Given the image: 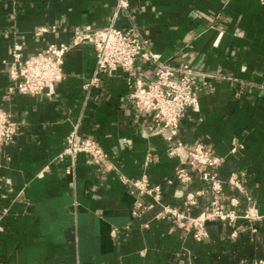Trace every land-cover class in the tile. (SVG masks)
Returning a JSON list of instances; mask_svg holds the SVG:
<instances>
[{"label":"crops","instance_id":"1","mask_svg":"<svg viewBox=\"0 0 264 264\" xmlns=\"http://www.w3.org/2000/svg\"><path fill=\"white\" fill-rule=\"evenodd\" d=\"M111 24L135 26L162 59L212 74L196 79L199 108L184 112L172 141L129 97L137 78H152L144 60L85 89L96 66L89 41L66 54L51 97L9 93L14 42L37 54ZM44 26L55 31L37 36ZM0 106L18 122L0 149V264H264V0H130L118 13L117 0H0ZM74 128L107 157H62ZM235 140L244 148L232 153ZM179 142L182 153L171 154ZM198 142L221 162L191 169L189 189L203 190L192 213L210 204L203 176L214 171L225 209L239 215L210 220L203 241L159 218L161 205L130 183L146 175L163 203L180 204L188 187L177 172ZM234 172L244 173L238 185ZM137 201L148 209L134 215Z\"/></svg>","mask_w":264,"mask_h":264},{"label":"built area","instance_id":"2","mask_svg":"<svg viewBox=\"0 0 264 264\" xmlns=\"http://www.w3.org/2000/svg\"><path fill=\"white\" fill-rule=\"evenodd\" d=\"M130 0H117V13L129 7ZM55 31V27L44 26L35 31L37 36ZM91 42L96 55V66L90 80L84 85L85 89L98 86L101 74H112L117 69L132 72L139 59L148 63L152 70V78L145 82L136 79V87L129 97L140 112L149 113L154 120L156 129L165 132L168 140L172 141L178 134L180 121L188 108H199L198 88L195 84L199 77L212 76L193 68L187 61L173 62L164 60L150 47L149 39L135 26L120 28L111 24L104 29L92 32L75 31L70 43H50L45 52L37 54L26 53L21 42L16 41L9 49V93L46 95L51 97L59 82L64 79L63 65L66 54L84 42ZM18 134V122L9 110L0 106V149L5 142H13ZM244 148L242 143L233 142L231 152L235 153ZM188 166H181L177 179L186 187V194L180 204H165L162 202L160 185H151L146 175L130 183L143 196L152 197L161 205L158 217L162 219H177L183 222L197 241H203L209 236L207 224L210 220L220 219L233 223L239 215L235 211L225 209L222 201L223 185L216 172L205 174L204 179L211 184L212 199L198 214H193L203 190L189 189L193 181L191 169L210 167L216 168L221 158L213 155L203 142H198L186 148ZM85 153L94 160L107 157L103 146L94 138L83 137L77 128L67 136V144L61 155L75 159ZM182 143L171 150V154L180 155ZM243 172H234L231 183L238 185ZM172 182V181H170ZM236 204L235 198L231 199ZM148 209L143 201H137L132 213L139 215ZM238 231L232 232L237 236Z\"/></svg>","mask_w":264,"mask_h":264}]
</instances>
